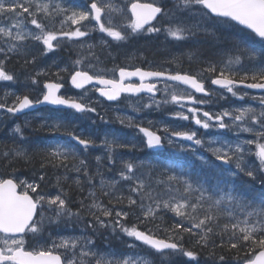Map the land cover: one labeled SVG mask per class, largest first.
I'll return each mask as SVG.
<instances>
[{
    "label": "snow or ice",
    "instance_id": "snow-or-ice-1",
    "mask_svg": "<svg viewBox=\"0 0 264 264\" xmlns=\"http://www.w3.org/2000/svg\"><path fill=\"white\" fill-rule=\"evenodd\" d=\"M124 11V8H120L112 0H89L86 9L65 6L57 0H0V55H3L5 60L10 58L11 54L27 56L29 53L26 42L29 39L43 45L41 55L53 52L64 38L77 41L82 49H93L95 45L82 40L90 36L89 26L92 22L94 28L91 30H98L113 41L122 42L141 32L159 33L161 28L153 24L158 17L169 20L165 31L175 40H187L198 33L215 36L214 29L227 24L243 26L244 29L250 30V34L259 39L261 47L257 49L242 42L234 43L232 48L224 50L219 61L205 62L207 66L196 74L146 71L140 67L129 70L119 67L112 70L113 73L118 72V76L107 77L103 70L96 69L88 57L81 56L72 63L70 75L71 85L76 89L85 90L81 96L60 94L64 87L60 82L63 80L60 73L68 71V68H60L54 73L56 81L45 82V91H42L39 97L33 99L29 95L5 93L4 101L8 95H14L15 98L11 105L0 102V109L16 115L38 105L49 104L87 115L96 113V108L85 100L87 91H90L86 89L87 85L100 86L95 87V90L109 101H117L125 93L137 96L149 93L151 102L143 105L146 108H151L153 104L159 107L161 104L171 103L182 109L174 113L176 119H191L205 130H227L234 127L238 132L250 134L252 139H245L243 142L231 143L212 139L207 143L208 150L216 161L224 165L235 162L237 169L244 172L251 181H255L257 171L264 173V94L249 97V93L242 89H256L264 93V0H174V9L167 10L162 2L153 0L144 3L141 0H133L127 9L130 18L119 26L114 25L113 13ZM176 13L186 14L187 20L178 18ZM25 14L30 17L29 23L34 25L38 32L24 27V21L19 18ZM4 17L13 20V23L4 26ZM57 18H60V29H48V24L54 25ZM65 24L75 27L64 30ZM86 59L89 60L87 64L84 63ZM95 59L99 60L98 57ZM35 61L36 56L32 55L30 60H25V64H34ZM40 75H48L47 70L30 74L27 79L36 85ZM133 77L138 78L139 83H132ZM204 77H207L211 85L218 86L233 97L240 100H257L259 108L249 105L213 113L196 107L195 105L208 103L206 99H197L194 95H210V91L205 87ZM161 79L165 81V98L156 100L158 82ZM17 80L18 77L9 73L5 62L0 60V82L15 83ZM168 82H176L193 91L179 90ZM136 110L139 111V108ZM100 119L104 120V117L101 116ZM118 119L122 125L127 121L129 127L133 126L131 117ZM135 127L143 134L145 146L149 149L162 147L165 141L172 144L174 138L192 142L193 147L188 149L190 151L194 150V146L203 147L205 144L204 140L197 137L195 131H175L167 126L154 130L140 124ZM41 128L67 136L68 142L31 152L18 144L3 152V158L9 163L16 160L31 163L39 156L41 168L75 171L78 176L74 183L81 191L83 184L91 186L85 198L89 203L80 200L79 207L73 210L70 206L73 201L62 187V182L68 179L67 175L56 177V186L59 189L56 194L45 193L41 189L40 182L44 181L45 175H40L31 182L14 176H0V264H149V260L137 251L135 244L126 245L128 251L124 253H118L111 248L102 251L95 247V242L90 236L85 235L61 237L58 241L52 240L50 244L35 248L28 245L26 235L30 233L35 237L42 234L45 222L59 223L64 218L81 220L84 213L92 218L87 227L92 228L94 232L97 228L111 229L113 233L118 229L156 253L163 254L167 250L170 254L187 257L190 261L198 260V253L184 247L181 243V233L195 235L196 244L207 247L210 237L217 234L214 232V226L219 227L221 244L218 246H224L227 234V246L229 250H236L237 261H242V264H264V197L258 200L249 198V195L234 183L230 185L231 190L220 187L219 183L215 190L206 188L199 181L193 182L183 170L177 171L175 165L170 163L157 166L142 160L124 159L123 156L117 155L119 150L132 151L137 145L122 141L114 134H105L97 143L95 137L77 133L60 121L53 124L44 122ZM160 132H163V135ZM13 134L22 141L26 140L19 125L13 129ZM97 148L103 149L104 156L95 157L96 167L92 171L80 153ZM248 153L258 159V169L254 170L242 163ZM201 159L207 164L203 157ZM118 160L121 166L116 176L106 177L102 169L110 171ZM80 176L84 178L83 181ZM97 178L99 192L109 197L111 207L105 205L97 194V186L93 183ZM261 183H264V180ZM125 192L128 195H125ZM115 205L123 206L117 209ZM46 208L54 212V216L46 217ZM165 210L181 218L166 229L169 235L159 238L151 229H140V224L154 221ZM133 214H137L138 223H123ZM222 220L224 223L221 225ZM219 260L223 262L225 257L221 255Z\"/></svg>",
    "mask_w": 264,
    "mask_h": 264
},
{
    "label": "rangeland",
    "instance_id": "rangeland-1",
    "mask_svg": "<svg viewBox=\"0 0 264 264\" xmlns=\"http://www.w3.org/2000/svg\"><path fill=\"white\" fill-rule=\"evenodd\" d=\"M132 1L133 0H112L114 4H116L120 8L125 9L124 13H113L114 25L119 26V22H126V20L130 18V15L127 9L129 7V4ZM143 1L153 2V0H143ZM166 1L167 0H155V2L157 3H161V2L165 3ZM57 2H62L65 6H71L77 9H86L88 6L87 4L88 0H57ZM118 16L119 18H117ZM178 18L180 17L178 16ZM19 19L24 21V27L26 29H30L33 32L39 31L38 29L35 28L34 25H31L29 23L28 19L30 20V17H28L27 14H25L23 17H20ZM59 19L60 18H57V22L54 25L52 23H49L48 29L59 30L61 27L59 23ZM2 23L4 26H8L11 23H13V20H9L7 17H4L2 19ZM84 23L88 24V22H84ZM155 25L157 27H160L161 22ZM63 27H64V30H70L74 28L75 26H72L70 24H65ZM89 28H90V36L82 38V40H84L88 44L95 45L93 49H87V48L82 49L79 46V43L77 41L64 38L60 41V46L56 48L53 52H48L45 55H41L40 53L43 49V45L40 42L32 41L31 39H29L26 42L29 54L27 56L16 55V56H21L22 59L24 60L22 66L20 67L21 71L18 73L9 71V73L14 74V76L18 77V80L15 83L0 82V102H1V99H3V97L5 96V93H14L15 95H21V96L29 95L34 99L39 97L41 95V92L45 91L43 87L41 86V84L43 85L44 82L50 78H56L54 73L59 71L60 68H68L67 72L60 73V75L63 77V80L60 82L65 83L66 81H69L70 75L72 74V63L76 59L81 58V56L88 57L91 60V62L95 65V62L97 61L95 57L97 56L93 55L94 53L92 51L95 50V48L97 47L104 48L107 51L109 60L116 61L117 58H121L123 61H125V63L127 64V67L139 64V62H137L139 60L144 61V59H150V60L155 59L156 64L161 70L175 71L173 67H183V65L186 62H188V61L185 62L184 61L185 59L195 61L193 58L197 56L196 51L198 49V46H194V45L199 44L200 46V44L202 45L206 44V36H207L203 34L200 37L202 39L193 37L191 38L190 41L188 40L186 42L185 40L172 39L168 41V43L164 44V46H163V43L160 42L159 45L163 47H158L156 44H153V47H151L150 50H153L154 53L152 55L146 56L145 53H143L139 48L130 50L126 46V43H124L125 41H122V42L113 41L112 38L108 37L105 33H101L98 30H91L92 28H94V22H92ZM160 28L162 30V27ZM218 28L224 31L222 33L224 37L226 38V40L228 41L226 43L227 46H223L219 48L220 50L219 54L221 56L224 50L232 48L234 43L242 42L246 46L247 44H250L251 35L247 33H242L239 31H238L239 33L235 32L230 27L224 28V27H221L220 25L217 26L214 29L216 37L220 38ZM13 31H16V30L13 29ZM160 33L161 31L159 33H142L139 35V37L147 38L152 35H157ZM214 37L213 36L211 37L212 43L217 42V41L215 42L216 39ZM222 42L223 40L219 39V42L216 44L218 46H221L223 45ZM61 48L63 50H61ZM113 48L117 49V51L114 54L112 51ZM32 55L36 56L35 63L25 64V60L26 59L30 60ZM190 56H191V59H190ZM208 61H217V58H214V60L207 58V59H203L199 61L200 68L197 71H195V74L200 72L202 68L206 67L207 65L205 62H208ZM88 62L89 60L87 59L84 61L85 64H87ZM150 67L155 68L152 64L150 65ZM41 70H47L48 75H40L39 77H37L39 83L36 85H33L31 81L27 79V77L30 74L34 75L36 72L41 71ZM204 81H209V80L207 79V77H204ZM161 84L163 85V89H164L165 82H162ZM171 85L172 87L177 88L179 90H186V89H183L182 87H176V85L174 84H171ZM88 89H90V91H87L85 100L87 102H90L92 107L96 108V113H88L82 118L78 117L81 120L80 123L73 124L71 128H73L75 131H78V133H82L85 136L91 135L95 137L97 139V143L100 142V140L104 137L105 134H109V135L114 134L120 137L122 141H125V142L130 141L131 143L137 145V148L135 150H137L138 152H142L147 147L145 146L143 134L139 133L138 129L135 127L136 124H140L142 127H152L154 130L162 129L164 126H167L171 130L186 131V128L183 126V123L179 122L177 127L175 126L174 122L176 118L174 116V113L176 111L182 110L177 105L173 104L172 106L174 108L166 106L164 109L159 108L157 106L155 107V105H153L151 108H146L143 106L142 104L143 102L141 100L130 99L128 97H126L122 102H119L117 104H109L105 102L102 98H100L95 88L92 87ZM242 91L249 93V97H258L264 94V93H256L253 90H247V89H242ZM84 92L85 90L75 91L73 88L68 86L64 89L62 94L72 96V97H79ZM217 93L219 94L217 96L216 103H218L219 105H213L214 108L209 110V112L220 113L224 110H234L236 108H239L242 106H249V105L252 107H256L257 109L259 108V103L257 100H253L251 98H245L244 100H240L237 97H233L230 93H227L223 89H217ZM14 98H15L14 95H8L7 100L9 99L14 100ZM150 102L151 101L148 100L147 104ZM137 108H139V111L136 110ZM162 114H165L164 117L155 118V116H158V115L161 116ZM46 116H47V113L40 112V113H33L30 115L24 116V118L22 119L14 120L12 117L8 118V114L6 113L0 114V176L4 177L5 175H2V174L6 173V175H9L10 177L12 176L19 177L21 179H26L29 182H31L33 180H36L38 176L44 175L43 173L36 174L35 172L24 174L20 168L15 169V166H11V165L13 163H16L18 160L11 162L10 165L7 167V164H9V162L3 158L2 153L16 146L17 142L20 143L19 145H24V143H22L21 140L18 139V137L13 134V129L15 128V126L19 125L22 127L24 125H28L29 130L31 131V126L33 125L41 126V124L44 122L48 123L49 120L46 118ZM56 116L55 117L58 118L59 120L63 119L62 114H59ZM101 116L104 117V120L100 119ZM125 116L132 118L133 126L129 127L127 124V121L124 125L120 124L118 117H125ZM82 122H87L88 128L84 126ZM226 122H227V118H226ZM11 123H13V125L8 131L7 124H11ZM94 124H100L103 127L102 129H100L98 127H95ZM78 127H80V130ZM81 127H85V128L81 129ZM196 129H198V127L193 129L192 131H195L197 133L198 131ZM9 133L11 135H9ZM160 133H163V132H160ZM204 133L205 134L202 140L205 141V144L203 147L200 146L202 149V154H200L199 146L194 147V150H193L195 151L194 157H197L200 160H202L201 157H203L204 160H206L207 162L211 160V163L209 164L210 167H212L213 163H217L219 161H216L211 151L208 150L207 142L209 140L220 139V140L228 141L231 143H237V142H243L245 139H252V136L250 134L244 133V132H238V130L234 127L231 129H227V130L211 128V129L205 130ZM10 136L12 140L10 139ZM65 139H68V137L66 136ZM8 140H11L12 142L9 143ZM8 143H9V146H8ZM59 143H65V142L53 141L47 147H50L54 144H59ZM29 144L30 143H27L25 145L28 148V150L31 152V149L33 148ZM178 144L181 145L180 146L181 148L189 149L193 147L192 144H190L189 142L183 141V140L178 141V139L176 138H174V142L169 145H178ZM94 150L95 152L93 151V153L90 156L92 166L96 165V161H95L96 156H104L103 149L97 148ZM253 150H254V146H253ZM124 151L125 149L119 150L117 155L123 156ZM211 155L213 157H211ZM81 158H84V157H81ZM137 160L150 162L151 164L157 165V166L162 163H170V164L175 165L177 171H181V170L184 171L183 163L180 160H177V159L174 160L173 157L171 156L160 157L155 161L147 160L143 157H138ZM19 161H23V160H19ZM86 162H87V159H86ZM105 163L107 162L105 161ZM242 163L254 170L260 167L258 159L252 153L246 154ZM230 164H232L233 167L230 166L229 168H227V170L226 169L224 170V167H221L220 165L216 167L218 170V176L220 178L219 180H216L211 173L210 174L206 173L208 174L207 176L209 177V179L203 177L200 170L194 173V170L191 169V170H188L186 173L188 177L192 179L193 182L199 181V183L203 185L204 187L206 188L211 187L214 190L218 183L220 187H223L226 190H231L230 185L233 183L235 184L236 187L239 186L241 181H248L247 184H250L251 181L245 178L247 176L244 174V172L236 168L235 162H232ZM120 166L121 165L118 160L116 165H114L110 171H107L105 169H102V170L104 171V174L106 177L112 178L114 177L113 176L114 174H117ZM234 169L235 171H233ZM24 172L26 173V171ZM221 174L225 175L227 178L231 179L232 181H229L228 184L223 183V177L221 176ZM259 174H262V173L260 171H257V175ZM158 178L159 177H157V179ZM238 178H242V180L238 182L237 180ZM207 181H209L208 184H207ZM237 182H238V185H237ZM41 183L42 182H40V184ZM251 186H252L251 190H254V188L256 187L253 185ZM74 188L75 190L78 189V187H75V186ZM89 189L90 188H88L87 185L85 186L83 185V190L81 192L78 191V193H73L72 195L69 190H66L65 192L68 193L69 197L73 201L71 205L77 208L79 204L78 201L80 200H85V203H89V201L85 199L88 196L87 192L89 191ZM96 191H97V194L100 195L102 202L105 205H109V197L101 195L97 189ZM246 193L249 195V198H251L250 192H246ZM137 214L130 215V217L134 218L135 223L138 222L136 219ZM44 215L46 217L54 216V212L47 209V214L45 213ZM84 217H86V224L92 219L86 213L83 214V218ZM65 219L67 218L62 219L59 222V225H51L57 222H53L50 224L45 222L44 231L40 237L42 241L39 242L41 246H44L45 244H50L52 240L58 241L59 238L61 237L70 238V237H79L81 235H85V236H90L92 240L95 242V247L102 251H108V249L111 248V249H114L118 253H124L128 251V248L126 247V245L135 244L137 251H139L142 255H144L149 260V264H165L166 258H168L169 256L168 253H163V254L156 253L155 251L144 246L139 241H135L134 238L127 237L125 234L121 233L118 229L115 233H113L111 229H103V228H97L94 232L92 228L87 227V225L82 221L83 219L79 221L77 220L71 224L65 223ZM67 220H76V219L71 218ZM181 257L185 258L183 256ZM219 264H223V262ZM228 264H234V263L230 262Z\"/></svg>",
    "mask_w": 264,
    "mask_h": 264
},
{
    "label": "trees",
    "instance_id": "trees-1",
    "mask_svg": "<svg viewBox=\"0 0 264 264\" xmlns=\"http://www.w3.org/2000/svg\"><path fill=\"white\" fill-rule=\"evenodd\" d=\"M167 9H174V0H167L165 3H163ZM169 7V8H168ZM177 17L179 16L180 18H182L183 16H187L186 14L183 13H176ZM185 19L187 20V17H185ZM163 20V26H162V33L158 36L157 40H159V42L155 39L151 40V39H147V38H140L139 36L137 37H132V42L135 44L134 48H139L143 53L147 54V55H152L154 52L153 50H150L151 47H153V44H156L158 47H163L164 44L168 43V41L172 40L173 38L167 35V32L165 31V29L168 27L169 25V20L168 19H162ZM221 27L227 28L230 27L232 28L233 31L238 32L235 29V26L233 25H227V24H222L220 25ZM130 31V30H129ZM218 32H219V37H214L216 40L215 42L218 43L219 39H222L223 42L221 46H218L216 43H212V36L211 35H207L206 36V44L202 45L200 44H195L194 46H198V49L196 51V57H194L193 59L195 61H191L189 59H185L184 61H188L186 62L183 67H173L174 69H176L177 71L180 72H189L191 74H194L195 71H197L200 67H199V61L203 60V59H213L217 58V61H219L221 59V55L219 48L223 47V46H227L226 43L228 42L226 40V38L224 37L223 30H221L220 28H218ZM239 33V32H238ZM203 35V33H199L197 36H194V38H200ZM191 38L185 40L186 41H190ZM202 39V38H200ZM163 43V46L159 45V43ZM257 45V40L255 39H251L250 44H247L248 47L250 46H255ZM63 48V47H62ZM61 48V50H63ZM73 51V49H72ZM95 55L99 58L98 61H94L95 62V66L96 69L98 70H103V73L111 75L114 74L113 73V69H117L120 66H126L127 64L125 63V61H123L121 58H117L116 61H111L109 60V56L107 55V51L104 48L101 47H97L95 48V50L92 51ZM115 52H113L114 54ZM75 54V53H73ZM94 59V58H93ZM0 60H3L5 62V68L6 70L9 71H13L15 73H18L21 71L20 67L22 66L24 60L22 59L21 56H16L15 54L10 55V58L6 59L4 58L3 55H0ZM183 61V60H182ZM140 64V62H139ZM146 64V62H145ZM145 64H141L142 66ZM65 84H67V81L65 82ZM14 100H6L4 101L3 99H1V102H6L8 105L12 104ZM163 105H160V107ZM46 110V109H45ZM47 111V110H46ZM53 112V111H52ZM63 121L64 122H69L72 119H76L78 118L77 116H74L73 113L71 112H63ZM51 117H55L52 114L50 115ZM57 117V116H56ZM71 122V121H70ZM183 123V126L186 129H190L191 126L194 125L193 120H188V121H184V120H180L178 119L177 121H175V126L177 127L178 123ZM84 126H86L88 128V124L87 122H83ZM95 126H98V124H94ZM103 126H101L102 128ZM23 129V134L24 137H26V140H21L22 143L27 144L30 143L29 145L32 146L31 144H33V150H37V149H41L40 144L42 143H50L51 139H49L50 137L47 136L49 133H51V131H49L48 128H41V126L39 125H33L31 126V131L29 130V126L28 125H24L21 127ZM81 128H85V127H81ZM163 134V133H160ZM56 138V137H54ZM10 139L12 140V138L10 137ZM53 139V138H52ZM8 140L9 143H11L12 141ZM29 141V142H27ZM39 142V146L34 145V143H38ZM8 143V146H9ZM20 143L17 142L16 145H18ZM26 147V145L24 146ZM27 148V147H26ZM172 148H175L174 153L177 152V150L179 152H184L183 149L181 150L178 147H172L171 146V150ZM127 151H129L128 149H126ZM167 150H170V147H167L166 150L158 148V150H155L157 155L162 156L165 154V152ZM93 151L95 152L94 149H89L87 153H81L82 156L84 158L87 159V163L90 167V170L94 171L96 165L91 164V154L93 153ZM152 151V150H151ZM130 154L132 155V157L130 158V160H137L138 157H135L136 155L139 156L141 155L143 158L147 157V153L146 152H141L140 154H137L136 151L132 150L129 151ZM154 154V153H152ZM10 165L7 164V167ZM11 166H15V169H21L23 172L26 171V174H29L30 172L33 173L35 172L36 174L39 173H44L46 171V175H47V181L50 183L52 181V183L54 184V188L56 189V177L58 175H67L69 177V179L73 178L76 179L78 174L74 171H67L63 168H59V169H53L51 167H46V168H41L40 166V157L36 156V158L31 162V163H26L24 161H17L16 163H13ZM186 168L188 167L187 165L185 166ZM10 168V167H9ZM113 168V166H112ZM111 168V169H112ZM25 169V170H24ZM195 169H199L202 173V176L205 175L208 179L209 177L207 176L208 174H210L209 172L205 171L201 166L196 167ZM44 172H43V171ZM188 170V169H186ZM25 173V172H24ZM208 173V174H206ZM214 176V178L216 176H218V173H214L212 174ZM223 177L224 181H227V177L225 175H221ZM80 176V179L83 180V177ZM158 177V176H157ZM247 180L251 181V178L249 177H245ZM72 180V179H71ZM238 182L240 180H242V178H238L237 179ZM264 180V173L257 175V178L255 181H251L250 184H247L248 181H241L238 188L240 187V189L242 190H246V192H250V197H254L257 200L264 197V183H261V181ZM237 182V185H238ZM93 183L97 186V190L99 191V178H97L96 180L93 181ZM209 183V181H208ZM48 183L45 182L44 186L48 187ZM87 185L88 188H90L91 186L88 184H84V186ZM256 186L254 188V190H251L252 186ZM246 188H245V187ZM63 189L66 191L68 190L64 185H62ZM70 187V185H69ZM210 189H212L211 187H208ZM71 189L74 190V185H71ZM214 190V189H212ZM74 192H71V195ZM73 210L76 209L75 206L70 205ZM112 206V205H110ZM123 205H115L116 208H121ZM79 207V204L77 206V208ZM83 215V214H82ZM181 218L176 217L174 213L170 212V211H163L159 214L158 218H156L154 221H148L145 222L144 224H140L139 227L141 230H147V229H151L152 232L160 238H165L167 235H169V233L166 231V229H168L170 226H173L176 222H178ZM88 220V219H87ZM85 224H86V217L83 218L82 220ZM123 223H125L126 225H132L135 224L134 218L129 217L126 221H123ZM138 223V222H137ZM187 224V222H185ZM221 225L224 223V221L222 220ZM88 224V222H87ZM86 224V225H87ZM214 232L217 233L216 235H212L209 239V244L207 247H200L196 244V240L197 237L195 235H190L188 233H181V235L183 236V240L181 241V243L184 245V247L188 250H193L196 251L198 253V260L196 261H190L187 257L182 258L179 255H173L170 254L168 252V258H166L165 264H219L221 263V261L219 260V256L223 255L225 257V260L223 261V264H228L230 262H233L234 264H242V261H237L236 257V250H229L226 240H227V234H225V244L223 247H220L218 245L221 244V238L219 235L220 232V228L219 227H215L214 226ZM122 233V232H121ZM124 234V233H123ZM132 238V237H130ZM217 245V246H214Z\"/></svg>",
    "mask_w": 264,
    "mask_h": 264
},
{
    "label": "flooded vegetation",
    "instance_id": "flooded-vegetation-1",
    "mask_svg": "<svg viewBox=\"0 0 264 264\" xmlns=\"http://www.w3.org/2000/svg\"><path fill=\"white\" fill-rule=\"evenodd\" d=\"M209 83H207V86L209 87ZM159 88H160V86H159ZM162 88V87H161ZM161 92V91H160ZM163 94H162V92L157 96V97H155V99L156 100H160L161 98H163ZM125 97H127V96H125ZM150 96H145L143 99H145V98H149ZM197 99H206V98H204V97H202V96H198L197 97ZM207 100V99H206ZM208 101V100H207ZM203 105H206V104H203ZM0 114H2V112L0 113ZM26 239H27V242H28V245H30V246H32V247H39V246H41L40 245V241H42L41 239H40V236L38 235V236H35V237H33L32 236V234H27L26 235ZM28 245H26V246H28Z\"/></svg>",
    "mask_w": 264,
    "mask_h": 264
},
{
    "label": "water",
    "instance_id": "water-1",
    "mask_svg": "<svg viewBox=\"0 0 264 264\" xmlns=\"http://www.w3.org/2000/svg\"><path fill=\"white\" fill-rule=\"evenodd\" d=\"M154 22V21H153ZM143 69V68H142ZM144 70H146V69H144ZM147 71V70H146ZM151 71H153V70H151ZM134 80H138V78H136V77H133L132 78V80H131V82L132 81H134ZM139 81V80H138ZM54 82V81H53ZM71 84V83H70ZM88 86H93V85H87L86 87H88ZM98 86V85H97ZM184 86V85H183ZM187 87V86H186ZM63 89V88H62ZM62 89H61V91H62ZM78 90H81V89H78ZM252 90H255V91H261V90H256V89H252ZM99 93V92H98ZM125 94H128V93H125ZM142 94H148V93H141L140 95H142ZM197 94H202V93H197ZM132 95H134V94H132ZM122 96H123V94H122ZM121 96V97H122ZM137 96V95H136ZM139 96V95H138ZM105 100H107L105 97H103ZM107 101H109V100H107ZM109 102H115V101H109ZM45 106H50V107H53V108H62V109H67V108H64L63 106H54V105H49V104H42V105H38L37 107H35V108H33V109H31V110H26L25 112H22V113H18V114H16V115H22V114H24V113H27V112H30V111H33V110H36V109H38V108H40V107H45ZM1 110V109H0ZM167 251V250H166Z\"/></svg>",
    "mask_w": 264,
    "mask_h": 264
},
{
    "label": "bare ground",
    "instance_id": "bare-ground-1",
    "mask_svg": "<svg viewBox=\"0 0 264 264\" xmlns=\"http://www.w3.org/2000/svg\"><path fill=\"white\" fill-rule=\"evenodd\" d=\"M50 143H44V146L45 147H47L48 145H49ZM112 168V167H111ZM43 171V170H42ZM69 171H72V170H69ZM44 172V171H43ZM75 172V171H74ZM44 175H46V171L43 173ZM116 174H114L113 176H115ZM59 176H62L61 174L59 175ZM82 178V177H81ZM68 179H69V177H68ZM67 179V181H64V182H62V185H64L69 191H70V193L71 192H74V193H78V191H80L81 192V190H80V188L74 183V181H75V179H73V178H71V179H69L68 180ZM84 179V178H83ZM83 181V180H82ZM69 185H70V187H69ZM71 185H74L75 187H78V189H74V190H72L71 189ZM84 185V184H83ZM87 194H88V192H87ZM125 195H127L128 193L127 192H125L124 193ZM130 217V216H129ZM131 218H133V217H131Z\"/></svg>",
    "mask_w": 264,
    "mask_h": 264
}]
</instances>
